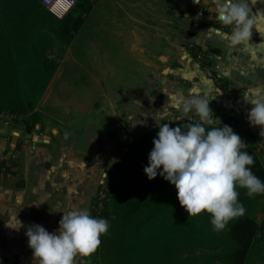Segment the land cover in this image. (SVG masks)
<instances>
[{
  "label": "crops",
  "instance_id": "0c3cea01",
  "mask_svg": "<svg viewBox=\"0 0 264 264\" xmlns=\"http://www.w3.org/2000/svg\"><path fill=\"white\" fill-rule=\"evenodd\" d=\"M220 2L95 0L64 46L38 115L0 120V264H36L27 226L55 232L70 208L94 217L95 194L132 140L163 123L198 122L194 112L172 107V96L210 99L218 118L212 125L234 123L264 164V136L249 123L251 105L242 98L264 85V0H248L252 36L244 47L227 45L232 26L220 22ZM108 124L125 140L107 132ZM16 215L25 225L19 231L6 226ZM255 219L251 261L264 264V199Z\"/></svg>",
  "mask_w": 264,
  "mask_h": 264
},
{
  "label": "trees",
  "instance_id": "16d2710c",
  "mask_svg": "<svg viewBox=\"0 0 264 264\" xmlns=\"http://www.w3.org/2000/svg\"><path fill=\"white\" fill-rule=\"evenodd\" d=\"M94 2L76 0L64 18L57 19L40 0H0V112L38 115L36 105L64 46L79 30ZM48 53L55 57H48ZM228 125L241 139L245 137L234 123ZM217 126L221 125H211ZM244 150L253 155L251 170L264 182L260 156L248 145ZM147 163L131 152L117 160L106 178L109 191L102 208L94 211L96 218L109 222L108 233L101 237L94 254L81 256L76 264H254L255 214L264 195L249 198L246 190L238 187L246 212L217 233L206 212L188 216L174 185L159 175L147 179L143 171Z\"/></svg>",
  "mask_w": 264,
  "mask_h": 264
},
{
  "label": "clouds",
  "instance_id": "9594fccd",
  "mask_svg": "<svg viewBox=\"0 0 264 264\" xmlns=\"http://www.w3.org/2000/svg\"><path fill=\"white\" fill-rule=\"evenodd\" d=\"M218 12L222 25L232 26L227 45H248L253 23L248 0H221ZM242 98L251 105L249 123L260 126V135L264 136V85L250 87ZM171 100L172 107L183 113L194 112L198 122L158 126L143 171L149 180L159 175L174 185L178 202L188 216L206 212L213 231H225L231 221L246 212L238 187L245 189L249 198L264 195V182L251 170L254 157L244 150L247 144L230 126L211 127L218 118L209 107L210 99L172 96ZM62 213L55 232L50 233L39 224L27 226L25 236L36 264H76L78 255L94 254L101 237L108 233L109 222L93 217L86 208H70ZM6 226L16 231L25 227L17 215Z\"/></svg>",
  "mask_w": 264,
  "mask_h": 264
},
{
  "label": "built area",
  "instance_id": "2783aa9c",
  "mask_svg": "<svg viewBox=\"0 0 264 264\" xmlns=\"http://www.w3.org/2000/svg\"><path fill=\"white\" fill-rule=\"evenodd\" d=\"M41 4L57 19H63L64 16L74 7L76 0H40ZM48 57L54 58V54L48 53ZM195 57L204 66L208 76H210L216 83H220L221 79L212 73L209 66L204 60V54L201 50H196ZM15 116L0 112V120H10ZM231 127V125H228ZM232 128V127H231ZM233 129V128H232ZM109 188L102 186L98 192H96V206L97 211L102 208L103 201L106 199Z\"/></svg>",
  "mask_w": 264,
  "mask_h": 264
},
{
  "label": "rangeland",
  "instance_id": "374dc122",
  "mask_svg": "<svg viewBox=\"0 0 264 264\" xmlns=\"http://www.w3.org/2000/svg\"><path fill=\"white\" fill-rule=\"evenodd\" d=\"M26 117L23 116L22 120H24ZM182 121V120H181ZM182 122H186L185 121H182ZM159 130L156 129L152 132H150V134L147 136V138L145 140H142L140 141L138 144L135 143V140H132L127 146H126V149L124 151V154L125 152H131L135 155H137V157L139 159H142V160H145V161H148V154L150 153L151 149L153 148V139L156 137L157 135V132ZM147 140V141H146ZM138 151V152H136ZM102 186H107L106 183H103L102 185H100V187L98 188L97 192L99 191V189L102 187ZM96 196V194H95ZM96 203V202H95ZM95 217V216H94ZM77 257H81V256H77Z\"/></svg>",
  "mask_w": 264,
  "mask_h": 264
},
{
  "label": "water",
  "instance_id": "95a60500",
  "mask_svg": "<svg viewBox=\"0 0 264 264\" xmlns=\"http://www.w3.org/2000/svg\"><path fill=\"white\" fill-rule=\"evenodd\" d=\"M193 3H196L197 0H192ZM105 130L113 135L114 138L119 140H125L124 135L121 133V131L115 130L114 126L112 124H108L105 128Z\"/></svg>",
  "mask_w": 264,
  "mask_h": 264
}]
</instances>
